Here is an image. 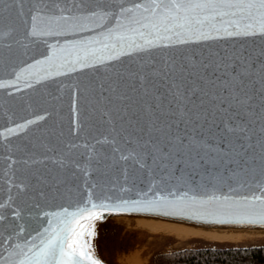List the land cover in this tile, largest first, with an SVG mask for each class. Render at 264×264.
<instances>
[{
  "label": "snow or ice",
  "instance_id": "6c2138e0",
  "mask_svg": "<svg viewBox=\"0 0 264 264\" xmlns=\"http://www.w3.org/2000/svg\"><path fill=\"white\" fill-rule=\"evenodd\" d=\"M26 2L30 7L24 13ZM15 5L21 8L17 15L30 17L28 36H35L41 24L76 30L98 15H109L104 5L93 8L90 0H0V12ZM120 16L127 21L121 26L137 37L128 45L132 52L127 55L140 58L110 69V75L93 87L98 98L88 104L100 107L101 122L115 133L111 140L97 143L128 146V154L121 148L119 156V162L126 164L121 173L124 182L128 183L129 171L138 168L140 175L131 178L132 184L139 183L143 190L147 183L148 192H153L152 199L135 203L207 214L228 211L232 204L227 197L221 201L208 192L212 182L230 183L248 172L257 148L264 164V47L257 51L243 44L213 42L264 37V0H136L132 7L121 6L117 21ZM192 45L206 47L197 50ZM112 53L116 60L125 54L117 47L109 50L110 58ZM77 63L86 66L79 58L75 62L65 58L61 66L74 72ZM73 111H79L75 100ZM221 141L226 151L218 146ZM117 150L112 147L113 153ZM35 179L31 190L39 207V201L51 194L50 182L41 176ZM177 184L180 187L172 191ZM98 186L91 185L93 193ZM6 207L0 203V246L8 245L7 256L0 253V264H81L76 247L68 243L77 213L65 209L62 216L57 214L63 228H53L48 220L47 227L29 236L25 225L16 223L23 218L21 213L9 218L3 212Z\"/></svg>",
  "mask_w": 264,
  "mask_h": 264
},
{
  "label": "water",
  "instance_id": "95a60500",
  "mask_svg": "<svg viewBox=\"0 0 264 264\" xmlns=\"http://www.w3.org/2000/svg\"><path fill=\"white\" fill-rule=\"evenodd\" d=\"M135 2L90 0L93 8L104 5L109 15H98L76 30L41 24L35 36L26 35L31 20L27 15H17L20 5L0 12V33H5L0 36V85H3L0 87V203L8 206L3 212L9 218L14 212L21 213L23 218L16 219V223L25 225L29 236L47 227L48 220L53 228H63L57 214L62 216L65 209L77 213L70 223L68 243L76 247L81 264L93 261L109 264L102 244L106 236L112 238L122 231L112 219L116 216L156 218L201 227L264 229V184L261 183L264 164L258 148L248 172L234 177L230 183L212 182L208 192L221 201L227 197L232 206L228 211L207 214L135 203L152 199L153 192H148L147 183L143 190L139 183L132 184L131 178L140 175L138 168L130 170L128 183L124 182L121 173L126 164L119 162V156L121 148L124 155L128 154V146L122 142L118 146L97 143L106 138L111 140L115 133L109 131L111 125L101 122L100 107L95 103L89 105L88 101L98 98L93 87L110 75V69L114 71L140 58L127 55L132 52L128 45L137 37L121 26L127 24L123 16L119 21L116 18L121 6L132 7ZM29 7L26 2L22 11L27 13ZM213 43L214 46L243 44L258 51L264 47V37H236ZM113 47L125 53L119 60L114 58L115 53L109 56ZM191 47L198 50L206 45ZM65 58L72 62L78 58L85 60L86 66L77 63L76 71L69 72L61 66ZM74 100L79 111H73ZM114 146L118 149L116 153L112 152ZM218 146L227 150L223 141ZM180 167L177 166V173ZM37 176L47 178L51 193L39 201V207L35 206L37 201L31 190ZM92 184L99 185L94 193ZM25 185L28 188L21 190ZM179 187L177 184L172 191ZM153 191L160 195L155 188ZM92 203L107 207L92 208ZM4 236L7 237V232ZM7 247V244L0 246L4 256L8 254L4 251ZM81 252L86 255H80Z\"/></svg>",
  "mask_w": 264,
  "mask_h": 264
},
{
  "label": "bare ground",
  "instance_id": "6f19581e",
  "mask_svg": "<svg viewBox=\"0 0 264 264\" xmlns=\"http://www.w3.org/2000/svg\"><path fill=\"white\" fill-rule=\"evenodd\" d=\"M112 219L122 231L112 238L106 236L102 244L103 255L109 264H150L151 253L164 247L160 238L168 236L175 239L171 247L184 246L190 240L228 244L264 240V229L201 227L132 216Z\"/></svg>",
  "mask_w": 264,
  "mask_h": 264
},
{
  "label": "trees",
  "instance_id": "16d2710c",
  "mask_svg": "<svg viewBox=\"0 0 264 264\" xmlns=\"http://www.w3.org/2000/svg\"><path fill=\"white\" fill-rule=\"evenodd\" d=\"M151 264H264V245L183 248L156 253Z\"/></svg>",
  "mask_w": 264,
  "mask_h": 264
},
{
  "label": "rangeland",
  "instance_id": "374dc122",
  "mask_svg": "<svg viewBox=\"0 0 264 264\" xmlns=\"http://www.w3.org/2000/svg\"><path fill=\"white\" fill-rule=\"evenodd\" d=\"M144 235L146 237H149V234L145 231H144ZM160 239L164 242L163 243L164 247L153 251L151 253V260H152L153 255H155L156 253L174 251V250H179L183 248H195V247H203V246H259V245H264V242H263L264 240H257V242L229 243V244L228 243H217V242H204V241L202 242L200 240H190L189 241L190 243L187 242V244H185L184 246L171 247V245L175 242V239L173 237L168 236V237H162ZM151 260H150V264H151Z\"/></svg>",
  "mask_w": 264,
  "mask_h": 264
}]
</instances>
